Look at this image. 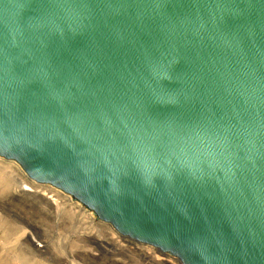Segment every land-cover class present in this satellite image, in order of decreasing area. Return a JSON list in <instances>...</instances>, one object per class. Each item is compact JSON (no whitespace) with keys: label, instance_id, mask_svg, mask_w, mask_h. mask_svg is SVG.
Returning <instances> with one entry per match:
<instances>
[{"label":"water","instance_id":"obj_1","mask_svg":"<svg viewBox=\"0 0 264 264\" xmlns=\"http://www.w3.org/2000/svg\"><path fill=\"white\" fill-rule=\"evenodd\" d=\"M0 158L180 264H264V0H0Z\"/></svg>","mask_w":264,"mask_h":264},{"label":"rangeland","instance_id":"obj_2","mask_svg":"<svg viewBox=\"0 0 264 264\" xmlns=\"http://www.w3.org/2000/svg\"><path fill=\"white\" fill-rule=\"evenodd\" d=\"M20 183L33 194L50 192L60 199L52 205L36 195L22 196ZM91 222L98 226L94 235L81 234ZM106 234H112L116 243ZM135 246L156 254L158 262L180 264L172 256L123 238L68 195L30 181L19 165L0 158V264H156L143 252H135ZM91 250L94 256L88 254Z\"/></svg>","mask_w":264,"mask_h":264},{"label":"bare ground","instance_id":"obj_3","mask_svg":"<svg viewBox=\"0 0 264 264\" xmlns=\"http://www.w3.org/2000/svg\"><path fill=\"white\" fill-rule=\"evenodd\" d=\"M24 183H20L19 185H20V189H19V193L22 195V196H31V195H36L37 197H39V198H41V199H43V200H45V201H47V202H49L50 204H52V205H55V203H58V201H59V199H60V196H58V195H54V196H51V195H49L50 194V192H49V194H46V193H39V194H37V193H35L34 192V194L33 193H31L32 192V190L29 188V187H27V186H25V187H22L21 188V185H23ZM32 188H36V187H33V185H32ZM87 226L88 227H86V228H83V229H81L80 231H83V232H81V234H83V235H90V236H93L94 235V230H95V228H98V226H96L95 225V223L94 222H91V223H88L87 224ZM80 231H78L79 233H80ZM97 231V230H96ZM98 233H101L100 232V230L99 231H97ZM87 237V236H86ZM106 237L108 238V240L109 241H111L112 243L114 242V243H116L115 242V240H113V238H112V234H106ZM30 241L32 242V243H34L36 246H39V244H37L36 243V241L31 237L30 238ZM123 242V241H122ZM136 243V242H135ZM138 244V243H137ZM147 249H140V250H138L137 248H136V246H135V252H143L146 256H148L149 258H150V260H152L154 263H156V264H168L167 262H158V257L157 256H155V255H153V254H150V253H148L147 251H146ZM156 252L157 253H160L161 255L163 254V253H161V252H159V251H157L156 250ZM89 255H91V256H94V250H91L89 253H88ZM145 255H143V256H145ZM167 254H164V255H162V256H166Z\"/></svg>","mask_w":264,"mask_h":264}]
</instances>
